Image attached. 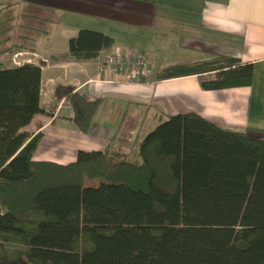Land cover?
Returning a JSON list of instances; mask_svg holds the SVG:
<instances>
[{
    "label": "trees",
    "instance_id": "obj_1",
    "mask_svg": "<svg viewBox=\"0 0 264 264\" xmlns=\"http://www.w3.org/2000/svg\"><path fill=\"white\" fill-rule=\"evenodd\" d=\"M8 8L0 9V36L12 30ZM113 44L110 35L81 29L67 58L94 60ZM23 49L13 44L1 54ZM240 63L218 54L160 68L154 80ZM252 79L246 63L243 76L201 86L244 87ZM42 82L41 65L0 62V264H264V137L178 113L142 138L136 156L80 150L69 164L36 161L42 133L24 129L45 113ZM63 96L88 132L102 99L73 89ZM89 171L99 185H87Z\"/></svg>",
    "mask_w": 264,
    "mask_h": 264
},
{
    "label": "crops",
    "instance_id": "obj_2",
    "mask_svg": "<svg viewBox=\"0 0 264 264\" xmlns=\"http://www.w3.org/2000/svg\"><path fill=\"white\" fill-rule=\"evenodd\" d=\"M7 5H21L18 19L32 22L28 28L32 34H25V40L31 42L28 52L38 63L26 60L45 63L41 65L45 113L37 114L24 129L42 133L34 160L69 164L80 150L136 156L139 142L155 126L149 120L157 115L143 105L152 103L157 92L163 93L158 101L165 107L172 100L183 113L264 135V0H2L0 9ZM81 29L110 35L114 44L97 59L70 60L69 40ZM200 51L210 57H236L241 63L202 75L154 80L160 68L205 60L193 54ZM117 52L143 56L150 73V62L159 56L169 63L153 71V77L149 73L146 81L128 82L122 72L99 69L107 55ZM246 63L253 65L250 86L202 88V80L243 76ZM72 89L102 99L88 132L79 130L63 96Z\"/></svg>",
    "mask_w": 264,
    "mask_h": 264
},
{
    "label": "rangeland",
    "instance_id": "obj_3",
    "mask_svg": "<svg viewBox=\"0 0 264 264\" xmlns=\"http://www.w3.org/2000/svg\"><path fill=\"white\" fill-rule=\"evenodd\" d=\"M4 1H6V0H4ZM0 2H2V0H0ZM6 3L7 2H4L3 4L5 5ZM8 9H9V11H8L6 16H8L9 14L13 15L14 20L9 24L10 26H12V30L10 32H8L7 34L0 36V41H2L4 38H10V39H8V41L2 42V45H0V61L3 62V65L6 67L7 66H17V64L14 61L15 55L18 53L17 51L1 54V51L3 49H7L11 45L16 44V45L22 46L24 48L21 51L23 53V55L19 56L16 59L18 62H20V65L23 64L24 62H26L25 61L26 59H31V61L38 63L35 60L36 57L31 55L30 52H28L29 48H31V45H32L31 42L25 40V38H27V36H25V34H32L31 30L28 29L29 26L30 27L32 26V22L30 20L18 19L19 15L22 14V13H20L22 11L21 5L13 6V7L11 6ZM26 11H24V12H26ZM26 14L29 17L30 13H28V11L26 12ZM22 24L27 25V26L23 27ZM35 27H40L41 29L44 28V26L42 24H39V23H36ZM41 40H43V39H41ZM193 54L198 56V57L204 58V59H207L208 57H210L209 52H204V51H200V52L193 53ZM167 63H169V61L167 59L163 58L162 56L161 57L159 56L156 60L151 61L150 65L152 67V72H151L152 74L150 73V76L153 77V71L155 73L160 67H164ZM40 64L43 65L45 63L40 61ZM122 74L125 76V78L127 80L126 73L122 72ZM44 88H45V90L47 88V82L46 81H45ZM153 95H155V96H153L155 98V99H153V102L149 103L147 105H143L144 106L143 109L146 108L147 110H150V111L153 110V111L157 112V115L149 120V124L155 123L154 125L156 126L160 122L164 121L168 115L183 113V112L176 109V107L174 105V101H172V100H169V106L168 107H165L161 101H158V98H161V96H163V93L161 94L160 92H157V93H154ZM46 96H47V93L45 91L43 94V100H45L47 98ZM65 101H66V99H65ZM66 103L68 104L67 101H66ZM131 106L132 107H138V108L140 107L139 105L137 106V104H132ZM261 137H264V135H261ZM90 171H92V170H90ZM90 171L88 173L89 174V180H87L88 181L87 185H89V186L99 185L101 180H99L95 177L92 178ZM91 179H96V180H91Z\"/></svg>",
    "mask_w": 264,
    "mask_h": 264
},
{
    "label": "built area",
    "instance_id": "obj_4",
    "mask_svg": "<svg viewBox=\"0 0 264 264\" xmlns=\"http://www.w3.org/2000/svg\"><path fill=\"white\" fill-rule=\"evenodd\" d=\"M20 55H23V53H17L14 58L15 63L18 65H20V62L16 59ZM25 61L29 62L30 60ZM105 67H110L117 72H125L128 82L138 81L141 76H148L150 73V68L145 58L134 53L122 54L117 52L113 55L109 54L101 61L100 71H103Z\"/></svg>",
    "mask_w": 264,
    "mask_h": 264
}]
</instances>
